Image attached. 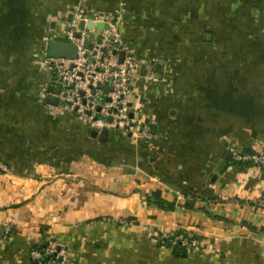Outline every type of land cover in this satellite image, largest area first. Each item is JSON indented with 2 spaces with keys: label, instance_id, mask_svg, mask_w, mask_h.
<instances>
[{
  "label": "crops",
  "instance_id": "0c3cea01",
  "mask_svg": "<svg viewBox=\"0 0 264 264\" xmlns=\"http://www.w3.org/2000/svg\"><path fill=\"white\" fill-rule=\"evenodd\" d=\"M79 2L117 19L142 62L150 138H94L41 98L43 44ZM233 149L264 151V0H0V264H38L50 240L66 264H264V169Z\"/></svg>",
  "mask_w": 264,
  "mask_h": 264
},
{
  "label": "built area",
  "instance_id": "2783aa9c",
  "mask_svg": "<svg viewBox=\"0 0 264 264\" xmlns=\"http://www.w3.org/2000/svg\"><path fill=\"white\" fill-rule=\"evenodd\" d=\"M81 21H85L84 30L79 28ZM90 22L93 23L92 29L88 28ZM97 24H102V28L98 29ZM78 32L80 37L76 36ZM50 39L44 42L40 63V68L50 74L49 85L53 86L52 92H48L49 86L45 87L41 98L45 100L51 94L60 100L58 106L48 103L50 110L61 109L80 116L100 132L105 128L120 127L130 134V138L152 136L150 123L140 117L137 83L142 77L143 64L137 59L134 48L125 40L117 19L106 12L92 13L84 3L79 2L73 6L68 26L63 32L64 41L78 46L77 58L48 57L46 53ZM148 80H156L153 73H150ZM232 151L234 163L251 162L264 169V151ZM0 168L5 172L11 170L1 160ZM177 193L185 196L180 191ZM261 204L264 205V197ZM151 241L169 242L185 250H192L198 244L197 240L182 232L170 235L155 232L151 235ZM30 257L38 264H66L67 261L64 246L54 240L43 247L32 248Z\"/></svg>",
  "mask_w": 264,
  "mask_h": 264
},
{
  "label": "water",
  "instance_id": "95a60500",
  "mask_svg": "<svg viewBox=\"0 0 264 264\" xmlns=\"http://www.w3.org/2000/svg\"><path fill=\"white\" fill-rule=\"evenodd\" d=\"M79 28L81 30H84L85 21L80 22ZM88 28L89 29L93 28L92 22L88 23ZM76 36L80 37L81 36L80 32H78L76 34ZM46 55L48 57H55V58L76 59L78 56V46L73 42H68V41H64V40H57V39L51 38L48 42ZM106 89H110V88L106 87ZM52 91H53V86L49 85L48 92H52ZM46 101L48 103L54 104V105L60 104V100L58 98L53 97L51 94H49L46 97ZM109 121L112 122L113 119L110 118ZM99 134H100V132L96 129H93V131L91 133L92 137H94V138H97L99 136ZM105 137H106V135L102 134V139H105ZM230 154H231V152H230ZM224 165H226V163H224Z\"/></svg>",
  "mask_w": 264,
  "mask_h": 264
},
{
  "label": "trees",
  "instance_id": "16d2710c",
  "mask_svg": "<svg viewBox=\"0 0 264 264\" xmlns=\"http://www.w3.org/2000/svg\"><path fill=\"white\" fill-rule=\"evenodd\" d=\"M43 52H44V44H43V48H42ZM65 115H69V114H65ZM71 116V115H70ZM72 117V116H71ZM91 126V124H90ZM91 129H92V126H91ZM246 152H251L250 150H247ZM1 161H3L9 168H11L12 166L10 165V163L5 160V159H2L0 158ZM12 169V168H11ZM182 192L184 194H186V192H184L182 190ZM187 195V194H186ZM149 198L151 199H154L157 203H159V205L165 207V208H168V209H175L176 208V205L174 203H171V202H168V201H165L162 199L161 197V192L160 191H157V192H154L152 194V196H150ZM40 247H43V246H40Z\"/></svg>",
  "mask_w": 264,
  "mask_h": 264
}]
</instances>
